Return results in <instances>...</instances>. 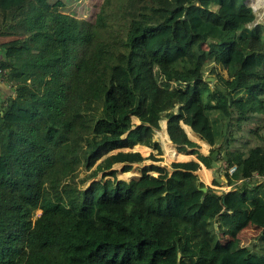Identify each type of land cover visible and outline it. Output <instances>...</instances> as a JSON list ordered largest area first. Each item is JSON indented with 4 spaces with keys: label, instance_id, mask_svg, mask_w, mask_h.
I'll use <instances>...</instances> for the list:
<instances>
[{
    "label": "trees",
    "instance_id": "1",
    "mask_svg": "<svg viewBox=\"0 0 264 264\" xmlns=\"http://www.w3.org/2000/svg\"><path fill=\"white\" fill-rule=\"evenodd\" d=\"M91 12L0 0V38H24L0 47V264H264V247L240 246L248 226L264 245V24L246 0H96ZM161 121L179 153L235 166L219 173L228 191L195 162L117 179L116 164L161 161ZM249 124L253 145L238 138ZM136 145L156 154L126 151ZM217 220L227 240H214Z\"/></svg>",
    "mask_w": 264,
    "mask_h": 264
},
{
    "label": "crops",
    "instance_id": "2",
    "mask_svg": "<svg viewBox=\"0 0 264 264\" xmlns=\"http://www.w3.org/2000/svg\"><path fill=\"white\" fill-rule=\"evenodd\" d=\"M0 40H2L0 38ZM162 122V121H161ZM165 122V121H164ZM166 123V122H165ZM188 128V127H186ZM183 129L185 130V126H183ZM189 129V128H188ZM190 130V129H189ZM191 131V130H190ZM160 132V133H158ZM186 132V130H185ZM192 132V131H191ZM187 134V137L189 138V140L195 144H197L199 146V148L197 149L198 150V153L203 156V157H206L209 155V152H210V147L208 145H204L202 142L193 132V137L192 136H189L188 133L186 132ZM165 135V137H164ZM154 138H155V141L159 143V146L161 148V151H162V155H155L156 152L153 151L152 149L148 148V147H145V146H141V145H136L134 146L131 150H126V151H131V152H137L139 153L143 158H147L148 156H150L151 154L152 155H155L157 158L161 159L160 162H157V163H154V162H151L149 160H146L144 161L143 163L141 164H133L132 167H131V170L129 171V173H122L120 170L121 168L124 166L123 164H116L113 166V170L117 171V174H116V177L118 180H123V181H132V180H138L140 178V175H141V169L146 167V166H149V165H158L160 167H165L166 169L168 170H171L170 169V165L172 163H189V162H195L197 164H199L200 168L198 169V171L195 172V174L199 177L200 181L205 185V186H208V187H212V181L214 179L218 180L219 181V184L220 186H223L225 185L223 183L222 180H220V178L218 179V174L216 173V168L214 169L213 167L211 169H207L197 158V155L196 154H191L189 152H186V153H179L177 151V146L175 144H172L170 142V140L168 139V136L166 134V124H165V127L163 128L162 125H160V130L157 131V133L154 135ZM166 141H169V143L172 145L175 153H176V158H168L166 156ZM203 144V145H202ZM208 150V151H207ZM177 151V152H176ZM188 151H191V149H188ZM186 155V156H185ZM180 156V157H179ZM165 157V158H164ZM206 171V172H205ZM137 174V176L135 175ZM149 174H152V175H156L155 173L153 172H149ZM135 175V176H134ZM132 177V178H131ZM209 178V179H208ZM209 180V181H207ZM227 188V187H225ZM214 189H217V190H221L223 188L221 187H215ZM229 190V189H228ZM251 230H254V228L252 226H248L242 233H247L249 235L250 231ZM255 231H257L255 229ZM251 234V233H250ZM251 239V238H250ZM260 243V242H259ZM258 243V244H259ZM256 242H255V246L258 245ZM253 246V244H252Z\"/></svg>",
    "mask_w": 264,
    "mask_h": 264
},
{
    "label": "rangeland",
    "instance_id": "3",
    "mask_svg": "<svg viewBox=\"0 0 264 264\" xmlns=\"http://www.w3.org/2000/svg\"><path fill=\"white\" fill-rule=\"evenodd\" d=\"M55 1V0H53ZM255 1V2H254ZM62 2L64 3V11L65 13H69L72 15H75L77 17H85V16H89L92 14V6L94 5V3L96 2V0H62ZM253 2V3H252ZM246 4L248 7H250L252 9V7H256V9H258L261 6H264V0H246ZM254 5V6H253ZM263 8V7H262ZM259 9V13H261V9ZM253 10V9H252ZM73 12H77V13H73ZM91 13V14H90ZM256 14H259L258 12L255 11ZM260 24H264V16H263V20L260 21ZM2 40H0V47H11V46H17L21 40H23L24 38L22 37H9V38H1ZM258 119V118H256ZM133 123L135 125H138L139 122L136 119H133ZM166 123H164L163 125H165ZM161 125V122H160ZM250 127L246 128L244 131L238 133V138L241 137V142H246L248 145H253L255 140L253 138V136L251 134H249V130L252 129H256L259 125L257 124H249ZM186 127V126H185ZM160 130V129H159ZM157 133V132H156ZM155 133V134H156ZM160 133V132H158ZM154 134V135H155ZM155 140V138H154ZM220 155H221V159L224 158V151H220ZM227 165L225 164L224 161H220L219 163H214L212 165V167L216 170L218 176L219 173H223L228 169V172L230 170V168L226 167ZM233 167V166H232ZM231 167V169H232ZM230 173V172H229ZM108 179V178H107ZM219 179V177H218ZM123 181V180H122ZM221 190L224 191H228L229 188H225L226 186H220ZM215 188V187H214ZM40 215V211H37L35 213V217H38ZM203 222H205L204 224H201L200 226V230H202L204 233H207V235H211L212 230L209 228L210 225H212L211 223H209V221L207 219H204ZM208 223V225H207ZM214 223V227H215V232H218V234H216L214 232V240H216L217 238H222L223 240H227L228 239V235L225 234L226 230L228 229V227H226L221 221L217 220ZM251 233V234H250ZM249 233V235L247 233H243L241 235V245L240 246H244V247H251L252 244L254 245L255 242L258 244L259 242H261L259 239V231H255L251 230ZM251 238V239H250ZM260 245L256 248H254L255 250H258L259 248H263L264 245L259 243ZM251 250H253V248H251Z\"/></svg>",
    "mask_w": 264,
    "mask_h": 264
},
{
    "label": "bare ground",
    "instance_id": "4",
    "mask_svg": "<svg viewBox=\"0 0 264 264\" xmlns=\"http://www.w3.org/2000/svg\"><path fill=\"white\" fill-rule=\"evenodd\" d=\"M255 2V1H254ZM253 3V2H252ZM254 6V5H253ZM165 122L164 121H162L161 122V125L163 126V128L165 127V125H163ZM185 130H186V132L188 133V135L189 136H192L193 137V134H192V132L188 129V128H186L185 127ZM167 134V133H166ZM164 137H165V135H164ZM169 139V138H168ZM167 143H166V146H165V148H166V156L168 157V158H170V159H172V158H176L175 156H176V153H175V151H174V149H173V147H172V145L169 143V141H166ZM205 146L207 145L206 143H203ZM202 144V145H203ZM208 151V150H207ZM177 152V151H176ZM186 156V155H185ZM180 157V156H179ZM165 158V157H164ZM206 172V171H205ZM129 173V172H128ZM136 176H137V174H135ZM134 175V176H135ZM132 178V177H131ZM209 179V178H208ZM207 181H209V180H207Z\"/></svg>",
    "mask_w": 264,
    "mask_h": 264
},
{
    "label": "built area",
    "instance_id": "5",
    "mask_svg": "<svg viewBox=\"0 0 264 264\" xmlns=\"http://www.w3.org/2000/svg\"><path fill=\"white\" fill-rule=\"evenodd\" d=\"M263 7V8H262ZM260 8H262L261 9V13H259V9ZM252 11H253V13H254V15H255V22H254V25L256 26V25H258V24H260V21H262L263 20V16H264V6H261V7H259L258 9H256V7L254 8V7H252ZM255 11L256 12H258L259 14H256L255 13ZM232 167V166H231ZM231 167H230V170H229V172H230V174L235 170V166H233L232 167V169H231ZM255 178H259V179H262L263 181H264V177H261V176H255Z\"/></svg>",
    "mask_w": 264,
    "mask_h": 264
},
{
    "label": "water",
    "instance_id": "6",
    "mask_svg": "<svg viewBox=\"0 0 264 264\" xmlns=\"http://www.w3.org/2000/svg\"><path fill=\"white\" fill-rule=\"evenodd\" d=\"M207 82H213V79L212 78H207L206 79ZM213 158L215 159L216 158V155L213 154ZM203 191H205V189H203Z\"/></svg>",
    "mask_w": 264,
    "mask_h": 264
}]
</instances>
